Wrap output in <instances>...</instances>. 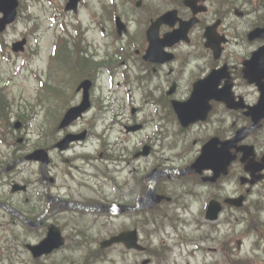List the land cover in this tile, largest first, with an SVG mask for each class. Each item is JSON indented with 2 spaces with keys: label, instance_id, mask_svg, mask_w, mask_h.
Returning <instances> with one entry per match:
<instances>
[{
  "label": "flooded vegetation",
  "instance_id": "obj_1",
  "mask_svg": "<svg viewBox=\"0 0 264 264\" xmlns=\"http://www.w3.org/2000/svg\"><path fill=\"white\" fill-rule=\"evenodd\" d=\"M260 43L259 46H261ZM156 70V69H155ZM72 128H68L65 131H59L58 135L64 136L68 132H70ZM84 131H74L77 132H85V139L88 138L89 134L93 135L92 132H89L88 129H83ZM95 136V135H94ZM84 139V140H85ZM47 144L44 146L47 149V163L46 166L42 167V165L38 164L36 170H34L35 174H40L37 177L36 181L29 188L28 183L26 182L28 189H33L35 192L39 190L41 193L40 205L36 206V208H32L30 214H36L39 210L40 212L37 215L44 216L43 222H41L37 228H34L36 232L39 233H47L49 230V226L54 224L58 225L64 229H68L70 227V217L67 214L74 213L75 219L82 220L90 215H94L95 217L101 216V214H93L89 212H82L78 209L70 210L66 209L62 200L70 201L73 203H81L86 205H110L115 203L116 205H130L133 206L134 203V192L127 188V186H123L122 188H117V193L112 194L107 191L102 185L97 184V175H98V158L109 160L111 156L107 153H103L102 150H92V154L97 152L94 155L80 154L77 155L74 152H69L72 148L75 147V143L70 144L69 148L66 150H59L56 147L57 140L55 139V132L49 135L47 139ZM84 150H86L84 148ZM126 154L128 153V148L125 150ZM72 156H69L71 155ZM124 156V155H123ZM126 160V158H125ZM129 162V161H127ZM23 173V171H19L18 174ZM248 175L246 169L244 168V164L240 165V177L245 178ZM258 184L264 186V177L261 179ZM28 181V180H25ZM113 183L110 185L116 184V180L113 177ZM228 184V182H226ZM220 187H222V183H218ZM118 186V185H117ZM27 189V191H28ZM121 189V190H120ZM246 190V186H242V191ZM241 189H239V194H241ZM229 192V191H228ZM29 198L26 197V201ZM248 207L243 206L239 214L243 215ZM109 214V213H107ZM134 216V211H125L119 212L117 216ZM140 215V214H139ZM242 217V216H241ZM144 228L150 226L149 222V213L143 215ZM37 219V218H36ZM241 218L239 217V220ZM133 228V224L131 225ZM125 230H130L128 226H120L115 230H112V234L116 235ZM74 233L77 237H81L82 231L81 229L75 227ZM141 242L144 244L145 248L143 250L136 249H128L125 245L119 244L114 245L106 250L114 249L119 250L120 255L119 258L122 259L124 263L130 264H153L155 263L152 258H155L157 253L152 251L150 247V236L143 231ZM146 242L148 245H146ZM228 249V248H227ZM103 250V249H101ZM104 252V251H103ZM66 262V261H65ZM116 264V261H115Z\"/></svg>",
  "mask_w": 264,
  "mask_h": 264
},
{
  "label": "rangeland",
  "instance_id": "obj_2",
  "mask_svg": "<svg viewBox=\"0 0 264 264\" xmlns=\"http://www.w3.org/2000/svg\"><path fill=\"white\" fill-rule=\"evenodd\" d=\"M157 1V4L160 6L161 9H164V7L166 6L165 3H163L161 0H156ZM29 3L31 4V1H29ZM241 3L240 0H238V3L237 5ZM154 4V3H152ZM47 6V5H46ZM254 6L257 7V9L259 10L257 13H255L253 16H251L250 18L248 19H244V20H238L236 19L233 15H229L226 19V25H229L231 23H234V27L230 28V32L231 34L234 35V38L235 39H240L239 37L237 38V35H236V32H242L243 30H245V28L247 27L248 24L250 23H253L255 21H257V17L259 18V16H261L263 13H264V1L261 0V1H257L255 3V5H253L252 3L248 2L247 5H246V8L250 9V10H254ZM39 5H36L33 9L31 8L30 6V10H29V13L32 14L34 13V16L38 13L40 15H38L40 17V24H41V27H42V31L46 30L48 28V20H47V11L44 10L42 7H40ZM46 11V12H45ZM1 16V14H0ZM26 15H25V12L22 16H20V18L12 25L8 26L7 30L4 31L3 33L0 34V40H2V43L8 47H6V53L10 54L12 59L11 61H4L2 58H1V51H0V85H2L1 81L4 77H7L8 78H12L11 79V82L9 83L8 86V89H9V96L12 98L14 96H16V101H15V105L18 104V101L20 100L19 97L21 95H23L26 99L28 100H32L33 99V89H34V80L30 77L29 75V69L31 66V63H29L27 61V65L25 67V70L21 71L18 75H14V71L17 70V67L18 65L21 63V59L22 57H19L17 56V54L13 53L10 49L9 46H11V44L16 40V39H19L21 38V36L26 33V32H29V30H31L32 26H33V22L30 21V20H27L25 19ZM81 18L82 20L85 22V24L89 25V26H93L92 25V20H91V17L89 15V12L87 10L84 11V13H82L81 15ZM68 19H73V17L68 14ZM137 26L136 24H133V27ZM47 41V38H44L43 40V44L45 45ZM246 42V41H244ZM243 42L240 41V45H235V44H232L230 46V49L231 51H233L232 54H240L242 52V49H243ZM247 45V44H246ZM32 47H34V42H33V38L31 36V40H30V49H32ZM245 48V47H244ZM184 49H186L184 47ZM203 50V49H202ZM205 58V55L200 52L199 55H198V58L194 61V63H197V62H200L202 61V59ZM134 59H137V58H134ZM231 60L233 62H236V59L234 57L231 58ZM132 68L133 70H137V66L136 65H132ZM63 73L61 70H56L55 71V75L56 76H61ZM158 79V82L159 80L161 79L160 77H156ZM160 84V83H159ZM182 86L180 88V90L178 91V96L180 98L182 97H186L189 93V85H190V79L186 78L185 81H183L182 83ZM160 91V90H159ZM177 95V94H176ZM220 107V109H219ZM13 110L14 111H17L18 110V107L17 106H13ZM214 112L215 113H218L211 121L210 125L214 128V131H218L219 134L221 136H224L223 134V124L227 125L229 122H225L223 124H221L220 122H217L216 120H221L223 119V117L225 116L224 111H223V108L221 106H217L214 108ZM163 116H165V118L167 119V126H168V129H169V132H170V136H168L166 139H163V137L159 138L158 140L155 139L152 144L154 145L155 147V150L156 152H170L168 153L170 156H174V154H176V152L179 151V148H178V144L180 142H184V141H188L190 140L191 138H194V137H197L198 136V133H196L195 131L197 130L200 131V128H203V130H201L203 133L205 134H208L210 135V127H209V130L207 132L206 130V126H200L199 124L196 125V126H190L188 127L189 130H184V132L182 134H179L177 133V142L176 143H172L173 141V132H178L179 131V126L177 124V120H176V115L174 114V112H171L169 110V107L166 106L165 109H162V113ZM228 116V118L231 120L232 118L234 119L236 117V114H233V113H229V114H226ZM90 116L89 115L87 117V119H90ZM232 119V120H233ZM16 120L15 117H12V121ZM36 128V126H35ZM264 131V128L262 130V132ZM152 132H154V127L153 125L150 123V124H146L145 126V129L141 132V136L142 135H145L146 133L149 134V135H153ZM201 136V134H200ZM136 137H138L137 135L134 137V141L133 143H136L138 144V139H136ZM143 142H146V141H143ZM132 143L130 144V148H132ZM141 145V144H140ZM195 146V148H194ZM199 141L198 143L195 142L193 143V148H194V151L198 150L199 149ZM3 149H5L6 147H2ZM175 152V153H174ZM160 160L159 156L157 154H154V155H151V156H148V157H144L142 159H139V160H136L135 161V166L139 167V169H142L143 170H147L146 168H150L154 163L158 162ZM177 163H181L182 160L180 159H177L176 160ZM141 174H143V172H140ZM130 179L132 180V176L130 174H128ZM167 179H164L162 180V182L164 183ZM171 181H176L175 179H172ZM145 185L148 186V183H147V180L145 181ZM136 187V185H135ZM175 205H171V207L169 206V204L167 205V210L165 212V214L168 216L169 214H173V209H174ZM86 226H87V230H89L90 233H95V234H98L100 233V235H97L98 238H101L103 236H105V233L106 231H108L106 228L104 227H101L102 224H105L107 222H104L103 219H100V223L99 225L97 226H92L91 227V224H90V218L86 219ZM104 222V223H103ZM166 223H167V220H166ZM109 224V223H107ZM109 228H112V226H110ZM154 228V225H150L147 227L148 230H152ZM167 229V227H166ZM8 230L6 229H0V235L6 233ZM30 240H35L36 239V236H30L29 237ZM71 242L69 240L68 242V245L65 246L64 249H62L59 253H57L56 255H54L53 257L54 258H59V257H62V256H68L69 257V260L71 262L75 261L76 263H79L81 261V259L83 258V255H84V252L83 251H74L71 249L70 245H71ZM114 251V252H113ZM109 253H111V255H116V251L113 250ZM23 252L24 254H22V258L25 257L24 260H22V262L20 264H40L41 263H46L48 259H44V260H41L39 262H36L34 260L31 259V257L29 256V254L26 252V251H21ZM12 257L14 259V256L12 254ZM1 264H7L6 262H3ZM104 264H111L110 262L107 263L105 262Z\"/></svg>",
  "mask_w": 264,
  "mask_h": 264
},
{
  "label": "water",
  "instance_id": "obj_3",
  "mask_svg": "<svg viewBox=\"0 0 264 264\" xmlns=\"http://www.w3.org/2000/svg\"><path fill=\"white\" fill-rule=\"evenodd\" d=\"M4 1L7 0H3V1L0 0V9H2L5 12V18L1 21L2 28L7 22L12 21L15 15V5L12 6Z\"/></svg>",
  "mask_w": 264,
  "mask_h": 264
}]
</instances>
